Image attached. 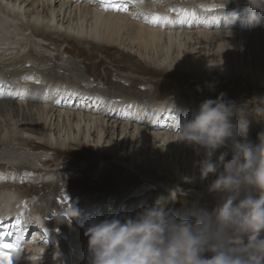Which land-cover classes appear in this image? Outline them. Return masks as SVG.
I'll return each mask as SVG.
<instances>
[{"label":"bare ground","instance_id":"1","mask_svg":"<svg viewBox=\"0 0 264 264\" xmlns=\"http://www.w3.org/2000/svg\"><path fill=\"white\" fill-rule=\"evenodd\" d=\"M195 1L198 3L193 4L189 0H0V161L17 166L20 171L25 167L29 170L28 165L42 158L32 150H22H29L31 143L37 144L34 147H39L40 144L49 151L59 152L62 148L66 150L70 144L79 142L87 150L86 153L99 163L98 169H104L103 164L109 157V152H104L102 146L105 135L110 134L112 139L114 130L117 135L119 129V137L126 131L121 142H124L126 135L130 139L134 136L133 143L136 145L132 148H135V152L131 158L128 157L131 168L140 170L135 162L140 158L136 149L153 141L170 158L171 174L174 176L182 173V178L175 177L171 181L184 183L188 188L196 187L191 182V177L196 157L198 160V155L203 150L178 141L180 136L177 131L179 126L190 119L191 111L189 114L186 108L171 101L168 106L174 110L168 112H148L140 107L141 112L147 115L145 119L139 118L141 120L138 122V116L128 114L134 105L129 101L125 107H120L122 113H118L121 117L125 115L126 122H117L120 119L117 120L113 115L110 117L111 110L104 97L90 91L92 89L88 86L72 85L60 80L45 82L50 68L28 65L30 61L42 64L40 60L47 61L55 56L58 63L61 62L58 68L63 66L65 71L77 77L80 69L72 58L64 55V47L66 44H81L104 50L117 47L122 54V50H126L168 74L172 71L167 68L171 58L173 71L182 74H195L199 69L204 73L217 66H221L219 71L224 73L226 65L219 63L218 59L220 43L229 42L233 47L242 48L246 38L264 41V33L258 32L259 28H264V17L259 22L251 20L248 9H243V6L242 10L249 15L245 19L243 14L235 20V10L229 8H233L237 0H212L225 4L233 13L218 9L217 6L211 9L206 3ZM208 1L210 0L204 2ZM259 15L260 12L257 16ZM157 16L160 19H155ZM212 44L211 52L206 53V46L210 51ZM63 76L68 79V76ZM81 76L80 78H85L84 75ZM214 76L216 74H211V77ZM59 96L64 98L60 99ZM160 103L163 108L167 106V102ZM75 104L78 105L77 108H74ZM112 106L119 107L118 104ZM153 117L157 122H164L165 126L155 127L151 121ZM128 124L134 125L130 127ZM131 128L133 131L130 133ZM111 154L115 158L113 155L117 154L116 150ZM183 154V158L188 154L190 161L186 165L182 163L185 168L181 171L177 165ZM126 159L127 157L119 160L128 162ZM42 173L44 171L39 174ZM47 173L49 174L45 172ZM14 174L15 172L7 170L0 172V233L15 240L17 237L24 239V260L19 264H88L85 231L91 223L99 221L100 217L87 209L82 210L84 206H78V211L69 216L68 222L63 221L64 225L60 224L61 219L54 224L48 222V218L54 214L53 209L41 208L34 200L26 199L13 191L11 186L14 183L10 184L12 182L9 180H12ZM55 180L43 182L51 188V193L59 192L57 186L62 183ZM147 186L148 182L144 183L139 197L129 195L133 189L124 196H118V199L112 201L117 202L116 206L104 218L113 216L117 205L127 195L129 196L124 199L119 213L134 204L132 216L141 207L154 204L159 198L150 200L151 202L145 201L146 194L152 192L146 193ZM90 192L95 194L99 190L96 187ZM164 194V198L176 199L177 202L171 206L177 205L179 200L172 188H166ZM212 196L214 199L215 196ZM40 214L45 215L43 218L46 221H42ZM123 217L125 216L121 218ZM189 219L194 220L193 217ZM58 224L63 230L58 228ZM29 228L32 230H28Z\"/></svg>","mask_w":264,"mask_h":264},{"label":"rangeland","instance_id":"2","mask_svg":"<svg viewBox=\"0 0 264 264\" xmlns=\"http://www.w3.org/2000/svg\"><path fill=\"white\" fill-rule=\"evenodd\" d=\"M189 1L193 4L198 3L195 0ZM204 1L206 0H200L199 3H206L211 9L214 6H217L216 8L218 9H226L225 11L231 12L234 9L238 17L244 14L246 19V15L248 14V12L246 13L242 10L243 6V9H248L247 0H237L233 8H229L225 4H219V2L212 0L208 2ZM238 2H240V5H237ZM258 12L259 10H256V15ZM227 20L228 22L230 21V16L227 17ZM235 20L237 19L235 18ZM258 32L264 33V28H259ZM242 44V48H239L238 46L233 47L229 42L220 43L218 59L220 60L219 63H225L226 65L224 73L219 71L221 66H217L204 73L202 69H199L195 74H192V72L182 74L173 71L174 67L172 66L173 61L171 58L168 60L170 65L167 68L172 71L168 74L160 69L154 68L145 60L137 58L133 53L126 50H122V54L120 53L121 50L116 49L117 47H108L104 50L102 48H92L89 45L81 44L78 46L66 44L67 46L64 47L66 52L64 55L66 54L65 56L72 58L80 69L77 75L80 80L76 76H73L72 73L65 71L63 66L58 68L57 66L61 62L59 61L58 63L55 56H52L47 61L46 59L40 60L42 64L30 61L28 65L34 64L50 68L49 76H47L45 82L48 80H60L62 82L67 81L72 85L80 84L82 86H88L89 89H92L90 91L104 97L105 103L111 110L110 117L113 115L117 120L120 119L117 122H126L125 115L121 117L118 113H122L120 107H125L129 101L132 102L134 105L128 114L134 113L136 117L138 116L137 121L140 122L147 115L141 112L140 107L147 109L148 112L149 110L168 112L174 110L173 107L168 106V103L171 101L173 104L186 108L189 113L190 111L193 112L192 107L195 110L205 99H216L221 93L225 94V100L236 101L238 104L250 100L255 96L264 95V41L261 39L251 41L246 38ZM207 47H204L205 50H202L206 53L211 52L213 44L209 48L210 51L207 50ZM51 66H56V68ZM211 74H216V76L211 77ZM63 75L68 76V79ZM81 75H84L85 78H80ZM209 83L214 84V90H209L206 86ZM59 98L62 99L64 96H59ZM86 99L89 100L88 97ZM160 102H167V106L163 108ZM115 104H118L119 107L112 106ZM75 105L74 108H77L78 105ZM246 119L248 120V138L256 141L257 134L264 130V126L261 125L259 118L254 115H248ZM151 121L155 127L165 126L164 122H157L155 117ZM131 125L134 124H128L127 126L131 127ZM132 131L133 128L129 129L130 133ZM123 132L122 136L119 137V129L117 135L114 130L115 134H113L112 139H110V134L105 135V142L102 146L104 152H109V157L103 164L104 169H98L97 166L99 163L95 162L93 157L86 153L87 150L83 146H80L79 142L70 144L66 150L62 148L60 150L61 152L55 150L49 151L47 147L40 144H38L39 147H34L33 145L37 144L31 143L32 146L28 147L29 150L27 148H23L22 150L26 152L32 150L40 155L42 157L41 159L28 165L29 170L25 167L21 171L17 166L0 161V172L2 170H7V172L11 173L15 172L12 180H9V182H12L10 184L14 183L11 189L19 196L34 200V203L37 205L40 204L41 208L53 209V216L48 218V222L53 224L56 220L61 219L60 224L64 225V222H68L69 216L78 211V206H84L82 210L87 209L89 212L91 211L98 215L100 217L99 220L102 217L104 219V216L108 213L110 215L112 208L117 204V202L114 203L112 201H115V199H118L122 195L124 196V194L132 189H137L142 183L146 182L153 184L157 188L156 191L146 194V202L156 200L160 197L164 198L166 196L164 190L166 188H172L177 194L179 202L176 206H171L177 202L176 199L173 200L171 198L169 200H172V202L168 207L180 215H183L187 211V206H190L192 202L199 201L201 204H207L209 207L215 203V198L212 199L213 196L206 191L207 185L211 183L214 176L210 174L209 177L201 180L198 169L194 166L191 182L197 185V188L195 186H193L194 189L191 187L188 188L184 183H178L177 180L176 183L172 182V178H182V173L180 175L174 174V176L171 174L172 164L170 158L165 155L164 149L161 150L160 145L156 143L154 145L153 141L145 147L140 146L139 149H136L140 158L135 162L138 166L137 169L140 170L136 171V169L131 168L129 158L135 152V148L132 147L136 143H133L134 136L130 139L127 135L124 142H121L126 131ZM111 144L113 145L110 146ZM114 150L117 152V154L113 155L116 156L115 158L111 157V153ZM217 153L219 154V152ZM20 156H23V154H20ZM198 156V160L202 159L203 151ZM126 157L129 163L119 160L120 158L123 160ZM183 157L184 154L177 165V168H181V171L185 168V166H182V163L184 162L186 165L190 161L188 154L186 158ZM39 171H44V173L39 174L41 173ZM45 172H49V174H45ZM53 180L62 182L60 183L61 186H57L59 192L51 193V188L45 186L48 184H43L44 181L53 182ZM96 187L99 193L94 194L90 192L91 189ZM109 189H112V191H109ZM88 192L89 195H87ZM127 196L124 197L125 200ZM99 197H102L100 199L103 201ZM123 201L117 205L113 213L120 218L122 216H131L134 210L132 206H135L134 204L129 205L119 213ZM68 202L71 204L67 205ZM23 212H26V210ZM41 212L45 214L42 209ZM40 216L42 221H46L43 218L45 215L40 214ZM60 224H58L59 229L61 228ZM28 230L31 231L32 229L29 228ZM60 230L63 229L61 228Z\"/></svg>","mask_w":264,"mask_h":264},{"label":"clouds","instance_id":"3","mask_svg":"<svg viewBox=\"0 0 264 264\" xmlns=\"http://www.w3.org/2000/svg\"><path fill=\"white\" fill-rule=\"evenodd\" d=\"M247 4L259 22L264 0ZM224 97L202 101L177 130L178 141L203 150L194 166L201 180L214 176L206 191L215 203H186L180 215L159 198L132 216L93 222L85 232L88 264H264V130L252 141L246 119L264 126V95L240 104Z\"/></svg>","mask_w":264,"mask_h":264},{"label":"snow or ice","instance_id":"4","mask_svg":"<svg viewBox=\"0 0 264 264\" xmlns=\"http://www.w3.org/2000/svg\"><path fill=\"white\" fill-rule=\"evenodd\" d=\"M155 19H160V17L157 16ZM0 232H2V229H0ZM20 250V237H17L15 242L7 239L0 240V260H3L4 264H12V254L19 253Z\"/></svg>","mask_w":264,"mask_h":264}]
</instances>
